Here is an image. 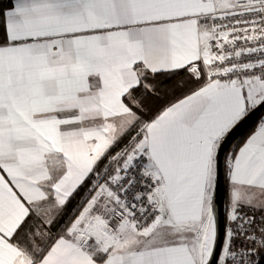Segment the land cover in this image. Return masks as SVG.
<instances>
[{
    "label": "snow or ice",
    "instance_id": "obj_1",
    "mask_svg": "<svg viewBox=\"0 0 264 264\" xmlns=\"http://www.w3.org/2000/svg\"><path fill=\"white\" fill-rule=\"evenodd\" d=\"M260 108L264 0H0V264H264Z\"/></svg>",
    "mask_w": 264,
    "mask_h": 264
},
{
    "label": "water",
    "instance_id": "obj_2",
    "mask_svg": "<svg viewBox=\"0 0 264 264\" xmlns=\"http://www.w3.org/2000/svg\"><path fill=\"white\" fill-rule=\"evenodd\" d=\"M264 114V108L253 111L245 120L239 125V127L234 131L232 139L229 141V144L225 148V152H228L233 147L234 143L242 136V134L253 125L262 115ZM226 171V169H225ZM227 182L226 180L222 181V196L220 203L217 205L218 216H226L227 213Z\"/></svg>",
    "mask_w": 264,
    "mask_h": 264
},
{
    "label": "trees",
    "instance_id": "obj_3",
    "mask_svg": "<svg viewBox=\"0 0 264 264\" xmlns=\"http://www.w3.org/2000/svg\"><path fill=\"white\" fill-rule=\"evenodd\" d=\"M3 2L7 3L8 0H3ZM263 117H264V114L242 134V136L234 143V145L237 144L238 142L242 141L249 134H251V132L255 130V128L257 127V125L259 124V122L262 120ZM227 189H228V187H227ZM72 207H75V202H73Z\"/></svg>",
    "mask_w": 264,
    "mask_h": 264
},
{
    "label": "crops",
    "instance_id": "obj_4",
    "mask_svg": "<svg viewBox=\"0 0 264 264\" xmlns=\"http://www.w3.org/2000/svg\"><path fill=\"white\" fill-rule=\"evenodd\" d=\"M262 119H264V117ZM227 204H228V198H227V202H226V207H227Z\"/></svg>",
    "mask_w": 264,
    "mask_h": 264
}]
</instances>
